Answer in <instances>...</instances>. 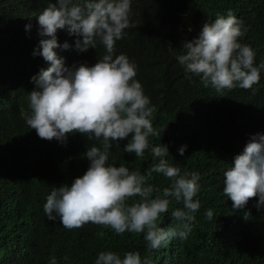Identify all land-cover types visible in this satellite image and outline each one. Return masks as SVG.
<instances>
[{
    "label": "trees",
    "instance_id": "1",
    "mask_svg": "<svg viewBox=\"0 0 264 264\" xmlns=\"http://www.w3.org/2000/svg\"><path fill=\"white\" fill-rule=\"evenodd\" d=\"M235 2L245 24L256 28L249 47L264 57V37L257 33L264 34V0ZM44 3L46 0H0V264H51L53 257L56 264H95L101 251L116 252L121 258L127 251H138L143 259L148 254L143 233L118 235L93 223L68 229L59 217L49 220L43 211L54 187L70 186L87 170V147L100 145L78 132L69 134L64 143L41 139L21 117V109L28 111L29 92L37 88L32 77L50 66L40 54L33 55L40 40L50 38L41 35L38 23V8ZM222 3L185 0L173 11L164 0H131L129 20L135 27L126 28L115 44L114 55L124 54L134 62L136 79L152 100V123L160 136H150V146L167 145L169 163L200 176L194 197L200 208L193 213L196 225L191 237L186 242L173 238L154 250L151 264H264V208L255 207L258 197L244 208L234 209L232 200L223 194L224 173L234 165V157L243 152L252 135L264 134L260 104L264 74L260 73V81L252 89L217 92L175 63L183 54L179 42L188 34L177 33L180 24L201 10L209 22L221 11ZM144 10L151 18L142 14ZM201 31L197 30L195 38ZM77 38L64 34L69 48L60 44L54 50L67 51L78 60L77 67L89 57L105 54L99 41L96 49L76 50ZM64 64L74 66L69 56ZM155 76L158 81L150 85L148 81ZM130 138L131 134L111 142L108 163L147 175L159 158H153L151 148L142 157L125 152ZM149 183L161 193L171 186L159 173H152ZM175 209L186 211L182 202L171 199L169 210L158 221L160 227L167 230L180 223L172 215ZM208 209L213 211L212 220L205 216Z\"/></svg>",
    "mask_w": 264,
    "mask_h": 264
},
{
    "label": "clouds",
    "instance_id": "2",
    "mask_svg": "<svg viewBox=\"0 0 264 264\" xmlns=\"http://www.w3.org/2000/svg\"><path fill=\"white\" fill-rule=\"evenodd\" d=\"M164 1L173 11L185 2ZM222 1V9L213 20L206 21L201 10L180 24L177 33L188 34L179 42L183 54L175 58V63L217 92L236 87L252 89L259 83L260 73L264 74V57L249 47L256 28L245 24L235 0ZM43 5L38 8V23L41 35L50 38L41 39L33 55L40 54L50 66L32 77L37 88L29 92L28 111L21 109V117L41 139L64 143L69 134L78 132L100 142L99 146L93 143L87 147L84 156L90 164L84 174L70 186L54 187L46 197L43 211L49 220L59 217L68 229L93 223L118 235L126 231L144 234L148 254L143 259L138 251H127L123 258L113 251H101L95 264H151L154 250L173 238L186 242L191 237L196 225L193 213L200 208L199 200L194 199L200 176L194 171L182 172L179 166L169 163L167 145L150 146L148 138L160 136L152 123V100L136 79L138 69L134 62L124 54L114 55L116 41L124 37V30L135 27L129 20L131 0H46ZM142 14L150 17L145 10ZM200 28L202 31L195 38ZM257 33L264 37L259 30ZM64 34L78 37L75 48L80 52L96 49L99 41L105 54L89 57L77 67L78 60L67 51L54 50L60 44L69 48ZM68 56L72 67L64 64ZM157 81L155 76L148 82L154 85ZM260 104L264 110V99ZM130 134L125 152L142 157L151 148L153 158H159L147 175L130 171L123 164L108 163L111 142ZM186 147L179 149L180 155ZM152 173L162 174L171 186L161 193L149 183ZM224 177L223 194L232 200L234 209L244 208L255 197V207L264 208V134L252 135ZM171 199L182 202L186 211L173 210V217L180 223L166 230L158 221L169 210ZM205 216L212 220L213 211L206 210ZM51 264H56L54 257Z\"/></svg>",
    "mask_w": 264,
    "mask_h": 264
},
{
    "label": "rangeland",
    "instance_id": "3",
    "mask_svg": "<svg viewBox=\"0 0 264 264\" xmlns=\"http://www.w3.org/2000/svg\"><path fill=\"white\" fill-rule=\"evenodd\" d=\"M29 4V3H28Z\"/></svg>",
    "mask_w": 264,
    "mask_h": 264
}]
</instances>
